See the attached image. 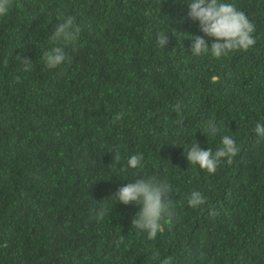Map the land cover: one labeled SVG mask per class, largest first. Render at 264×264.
<instances>
[{"label": "trees", "instance_id": "obj_1", "mask_svg": "<svg viewBox=\"0 0 264 264\" xmlns=\"http://www.w3.org/2000/svg\"><path fill=\"white\" fill-rule=\"evenodd\" d=\"M224 2L256 43L216 58L192 55L190 37L204 34L188 0H11L0 16V264H264V0ZM58 13L81 31L48 69ZM225 135L240 148L231 164L211 174L187 160L192 144L214 153ZM139 153L142 167H129ZM139 178L173 188L154 240L134 232L140 206L113 196ZM194 190L203 210L188 206Z\"/></svg>", "mask_w": 264, "mask_h": 264}, {"label": "clouds", "instance_id": "obj_2", "mask_svg": "<svg viewBox=\"0 0 264 264\" xmlns=\"http://www.w3.org/2000/svg\"><path fill=\"white\" fill-rule=\"evenodd\" d=\"M11 4V0H0V16L6 15ZM188 16L198 22L199 29L204 35L190 37L192 40L191 52L194 56H200L211 52V55L220 58L228 56L229 53L247 50L254 46L255 26L247 18L244 12L224 0H188ZM60 21L52 35L49 37L51 47L42 54V59L48 69H55L66 60L64 47L61 43H71L77 40L81 31L80 25L75 23L73 16L57 14ZM205 37H212L214 41L209 44ZM157 43L163 48L168 43V35L160 32L157 35ZM17 59L23 66V71L31 68L32 60L27 56L17 55ZM179 111V106H175ZM123 117V113L117 114V119ZM219 128L215 122L208 121L204 133L216 135ZM254 132L264 140V124L257 122ZM240 151L236 141L228 135L222 137V144L214 153L212 149H202L198 142L191 145L186 157L190 164L199 165L201 169L214 174L222 159H226L228 164ZM110 153L113 154L112 161L119 163L121 159L119 148H114ZM143 154H134L128 159V166L136 169L142 167ZM172 186L165 182L157 181L155 178H139L132 182L122 185L113 194L116 200L124 205L135 203L140 206L139 211L132 219L134 232L154 240L157 233L163 231L162 221H171L173 212V200L170 198ZM188 206L202 209L206 199L199 191H192L188 198ZM95 218L102 220L105 214L103 207L97 212L93 210ZM210 215H216L214 210H210ZM154 258H159V253H154ZM160 264H173V257L167 256L160 259Z\"/></svg>", "mask_w": 264, "mask_h": 264}]
</instances>
